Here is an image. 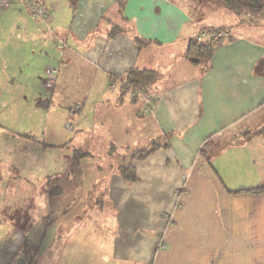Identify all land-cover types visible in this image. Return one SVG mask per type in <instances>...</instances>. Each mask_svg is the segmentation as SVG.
<instances>
[{
  "label": "crops",
  "instance_id": "1",
  "mask_svg": "<svg viewBox=\"0 0 264 264\" xmlns=\"http://www.w3.org/2000/svg\"><path fill=\"white\" fill-rule=\"evenodd\" d=\"M38 1L47 20L23 0L0 7V49L10 32L57 61L32 116L85 72L91 99L75 85L73 156L54 179L47 128H21L26 117L0 105V264L25 253L34 264H264V191H245L264 185V15L215 0ZM212 27L231 38L192 62L190 40ZM132 69L155 72L149 108L125 85ZM93 155L101 161L81 166ZM28 173L36 184L14 178Z\"/></svg>",
  "mask_w": 264,
  "mask_h": 264
},
{
  "label": "rangeland",
  "instance_id": "2",
  "mask_svg": "<svg viewBox=\"0 0 264 264\" xmlns=\"http://www.w3.org/2000/svg\"><path fill=\"white\" fill-rule=\"evenodd\" d=\"M181 1L184 3L189 9L190 8H195L197 6V1H193L191 3V0H177ZM191 4V5H190ZM247 14V13H246ZM249 17L255 18L257 16H252L249 14ZM16 28V26L14 25ZM15 31V29H14ZM8 37L5 39L3 42V47L0 49V105L3 102H7L9 105H12V107L15 109L16 108V114H21L26 117L27 122H24L23 125L18 124L19 127L21 128L29 127L32 126V128H35L37 126L40 130L42 128L44 129L45 127L47 128L46 135L44 139H42L45 143H48V152L46 153V158H47V165H48V170L49 174L53 176V170H60L62 166H65L68 163V156L70 155V158L72 155V148L74 147V141L71 135L75 134L78 132L75 127L74 119L72 118V114L69 115V110L67 107L69 104L72 106L70 111H75L77 107L73 103L74 95L78 94L75 91V85L77 86H82L84 91H82L80 94H83L85 98L86 96H89L88 94V87L90 83V77L88 75H80V79H72L71 82H65L63 83V87L60 92V96L58 100H54L51 103V106L49 109H46L42 107V110H38L39 117L37 119L32 116L33 110L38 109L36 106L38 105L36 102V95L33 94L35 89H38L39 87L37 86L40 84L43 80V78H46V75L43 72L47 68L55 69L57 72L56 68L53 67L55 64H57V61H55L53 58L46 59V60H37L33 55L29 53L31 51V48L33 47V42H21L20 43V38L17 39L18 37H10V32L7 33ZM15 34V32H14ZM22 45L21 48H19V45ZM35 48V47H34ZM38 48V47H37ZM39 50V48L37 49ZM53 63V64H51ZM69 66H66L68 68ZM56 73L54 74V79L56 78ZM44 76V77H43ZM76 77H79L77 75ZM44 84V81H43ZM72 84V85H70ZM45 87V86H43ZM150 86H147L146 88H149ZM114 88V85L112 86ZM51 88H43L41 90H38V94L41 96L46 95L49 97L51 95L50 93ZM31 90V91H29ZM149 92V91H148ZM36 93V94H37ZM130 93V92H129ZM35 97V99H34ZM91 99V98H90ZM90 99L88 101L87 99V104L85 106V112L88 111V104L90 102ZM86 100V99H85ZM65 108H64V107ZM35 111V110H34ZM68 112V113H67ZM73 113V112H71ZM0 114L1 116L4 117V111L0 109ZM38 124H36V121ZM6 117H4L5 122ZM16 121V119H15ZM26 124V125H25ZM68 125L70 127H68ZM15 126V125H13ZM16 127V126H15ZM25 127V128H26ZM88 130L85 131V134H88ZM91 132V131H90ZM63 137H67V147H62L66 146L64 144H60L57 146L52 147V144H56L59 142V140ZM40 140V143L43 142ZM65 140V139H64ZM76 147V146H75ZM64 148V149H63ZM94 154L96 152L94 151ZM99 154L101 152L99 151ZM66 155V156H65ZM120 159V158H119ZM87 161H82L81 166H89L93 165L95 162L98 160L101 161L100 157H96V155H93L91 159H86ZM17 168L18 170H21L20 167H14ZM32 173H28L24 176L18 175L17 177H14L15 180L19 182H26V183H32L36 184V179L33 178ZM55 176L52 177L54 179ZM27 178V180H25ZM30 178V179H29ZM35 190V189H34ZM175 194L179 195V191L176 190ZM93 214V213H92ZM81 220V219H80ZM80 223H84L83 220L80 221Z\"/></svg>",
  "mask_w": 264,
  "mask_h": 264
},
{
  "label": "trees",
  "instance_id": "3",
  "mask_svg": "<svg viewBox=\"0 0 264 264\" xmlns=\"http://www.w3.org/2000/svg\"><path fill=\"white\" fill-rule=\"evenodd\" d=\"M219 3H222L225 7H227L230 11L234 13H247L252 16H263L264 15V0H215ZM256 18V17H255ZM216 28V27H212ZM220 40H209V41H197L194 37L190 40L187 56L191 59L192 62L198 63L200 60L208 59L214 47L219 44ZM156 78L155 72L150 70H136L132 69L128 72L125 78V85L132 86H144L146 87ZM157 146L151 145L148 149L139 151L135 156L138 158H142L155 149ZM124 177L134 180L135 174L133 169L128 168L120 171ZM247 192L252 193H260L264 191V185L257 186L254 188L246 189Z\"/></svg>",
  "mask_w": 264,
  "mask_h": 264
},
{
  "label": "built area",
  "instance_id": "4",
  "mask_svg": "<svg viewBox=\"0 0 264 264\" xmlns=\"http://www.w3.org/2000/svg\"><path fill=\"white\" fill-rule=\"evenodd\" d=\"M27 6L28 12L35 18L47 20L50 17V12L46 7L40 3L38 0H23ZM11 0H0V7H7L10 4ZM231 32L223 27L220 28H211V29H200L195 35L197 41H209V40H228L231 38ZM46 78L44 79V86L51 88L54 83V74L56 73L55 69H47L45 71ZM114 83H111V87ZM129 92L132 95H137L143 98L146 108H149L152 102V97L150 93L146 90L144 86H126ZM68 127H70L68 125ZM177 196H179L177 194ZM180 205V204H179ZM17 264H34L33 256L30 253H25L21 255L17 261Z\"/></svg>",
  "mask_w": 264,
  "mask_h": 264
}]
</instances>
